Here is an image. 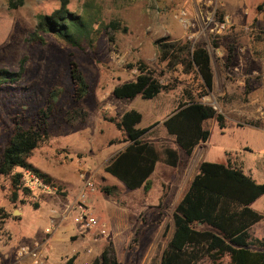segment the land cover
<instances>
[{
	"label": "rangeland",
	"instance_id": "rangeland-1",
	"mask_svg": "<svg viewBox=\"0 0 264 264\" xmlns=\"http://www.w3.org/2000/svg\"><path fill=\"white\" fill-rule=\"evenodd\" d=\"M10 1L0 0V68L18 71L23 65L25 72L19 82L0 86V153L16 117L25 126L35 122L38 109L45 106L54 90H59L55 101L66 94L67 104L62 113L50 119L48 138L29 158L53 179L57 194H27L21 189L15 196L11 176L0 174V213L7 216L0 231V264H19L18 248L42 241L52 211L61 216L76 199L68 203L66 196L76 182V191L82 187V168L94 174L96 191L90 194L88 204L100 220L96 231L106 224V232L97 241L94 231L76 235L73 240L77 243H72L67 252L82 245L68 264L76 259L78 264L91 262L101 256L110 241L119 244L121 264L160 261L175 231V207L203 161L230 163L264 183V0H70L69 9L86 15L90 23L88 34L78 43L57 33H43L45 43L32 40L40 15L53 13L61 0H25L16 8ZM184 10L195 24L192 30L185 29L179 19ZM225 15L231 17L232 24L220 34L219 47L215 48L207 24L211 19L221 21ZM111 20H119L127 29L111 37L105 29ZM191 33H196V38L191 39ZM161 38L206 44L213 56L215 87L200 100L224 112L227 124L221 128L216 118L208 120L211 135L204 147L191 156L181 151L179 166L158 163L149 192L143 188L131 190L105 171L108 162L127 146L111 143L127 137L111 119L118 121L126 111L136 109L143 114L139 127L154 125L147 139L174 144L165 120L180 101L188 98V92L196 95L203 89L198 74H186L181 65L171 70L160 62L155 42ZM228 44L236 50L231 70L225 66ZM139 60L156 69L160 80L173 89L153 99L141 95L117 97L114 88L136 79L137 69L129 64ZM73 62L90 85L89 94L79 102L69 96L74 90ZM78 105L84 107L87 117L70 124L64 113ZM251 207L264 214V194ZM251 235L264 238V223Z\"/></svg>",
	"mask_w": 264,
	"mask_h": 264
},
{
	"label": "trees",
	"instance_id": "trees-1",
	"mask_svg": "<svg viewBox=\"0 0 264 264\" xmlns=\"http://www.w3.org/2000/svg\"><path fill=\"white\" fill-rule=\"evenodd\" d=\"M24 2L11 0L10 6L16 8ZM69 3L70 0H61V6L53 13L40 15L37 30L32 34L34 43L46 42L43 33H57L71 43H78L88 34L90 23L84 18L86 15L71 11ZM105 29L113 37L116 31L127 28L119 20H111ZM220 37V34L213 35L215 48L219 47ZM155 44L160 62H165L171 70L181 65L186 74H198L203 89L196 95L188 92V98L180 101L178 109L165 120L168 133L175 138L174 144L146 139L145 134L154 125L139 127L143 114L136 109L126 111L118 121L111 119L127 134L126 138L112 140L111 143H127V146L108 162L105 171L123 182L128 189L143 188L146 192L152 189L151 178L158 163L179 166L181 151L191 156L199 144L209 140L211 131L206 126L208 120L216 118L221 128L227 124L224 112L200 100L209 96L215 87L212 55L206 44L164 38L156 40ZM227 48L225 66L231 70L236 50L232 44H228ZM129 67L137 69L138 74L135 80L114 88L117 97L135 98L141 95L144 99H153L173 89L171 85L164 84L157 76V70L144 60L129 64ZM24 72L23 65L18 71L0 68V86L19 82ZM71 78L74 90L69 96L79 102L89 94L90 85L76 62L72 63ZM58 94L59 90L49 94L45 106L37 111V120L29 126H25L18 117L14 119L12 134L0 153V174L11 176L15 196L21 189L27 194L32 193L22 185L24 170H34L48 181H53L29 158L48 138L50 119L62 113L67 104L66 94L55 101ZM86 117L87 112L82 105L64 113V119L70 124L84 121ZM17 168L22 170L16 171ZM106 190L110 192V188ZM263 194L264 183H258L242 168L230 163L203 161L189 189L175 207L172 239L161 260L150 264H264V238H252L251 235L253 229L264 223V214L251 207ZM6 217L0 213V231ZM118 251L119 244L110 241L101 256L89 264H121Z\"/></svg>",
	"mask_w": 264,
	"mask_h": 264
},
{
	"label": "built area",
	"instance_id": "built-area-1",
	"mask_svg": "<svg viewBox=\"0 0 264 264\" xmlns=\"http://www.w3.org/2000/svg\"><path fill=\"white\" fill-rule=\"evenodd\" d=\"M179 19L187 30H192L194 22L190 20L187 11H182ZM232 24L231 17L225 15L221 21L209 20L208 29L212 35L223 34ZM191 39L196 38V33H191L189 36ZM79 177L82 181V187L74 200L67 208L61 213V216L57 215V211L53 210L51 215V221L45 228V233L48 238L55 232L59 219L73 218L74 222L80 229V234L85 235L90 231H94V239L99 240L106 232V224H102V229L96 231V228L100 224V220L92 213L88 204L89 196L92 192L96 191V184L94 180V174L89 169H81L79 171ZM23 187L32 190V192H41L43 194H57V187L53 181H48L45 177L40 176L34 170H25L22 176ZM1 243V237H0ZM16 259L21 262L25 259H29L31 264H47V257L43 250V243L41 241H35L33 244L21 245L16 253ZM84 264H89L85 262Z\"/></svg>",
	"mask_w": 264,
	"mask_h": 264
},
{
	"label": "crops",
	"instance_id": "crops-1",
	"mask_svg": "<svg viewBox=\"0 0 264 264\" xmlns=\"http://www.w3.org/2000/svg\"><path fill=\"white\" fill-rule=\"evenodd\" d=\"M217 53L222 55L221 51H217ZM211 55H212V53H211ZM212 62H213V56H212ZM213 66H214V62H213ZM201 102L206 103L205 101H202V100H201ZM179 104H180V102H179ZM178 107H179V105H178ZM178 107H176L173 110V112L176 111L178 109ZM151 132H152V129H150L145 134V138ZM207 142L208 141L199 144L196 147V149L199 147L200 148L204 147ZM196 149H195V151H196ZM153 175H152V177H153ZM55 177H57V176H55ZM78 184L79 183L76 182L74 187L68 188L69 192L66 196L68 203L71 202L78 195V193L81 189V186H80V188L76 191V187L79 186ZM92 197H94V196H92ZM91 201H92V199H91ZM76 235H78V237L81 236L80 229L78 228V225L74 222L73 218H72V220L71 219L60 220L55 232L49 238L45 233V237L42 239L41 242L43 243V250H44V253L47 257V264H68V261L80 251V247L82 245V244H79V246L77 245L74 250H72L71 252H67L68 248L72 246V243H75V244L77 243V240L76 241L73 240ZM77 260L78 259L75 260L74 264H78V263H76ZM19 264H31V262H30V260L26 259V260L21 261Z\"/></svg>",
	"mask_w": 264,
	"mask_h": 264
}]
</instances>
